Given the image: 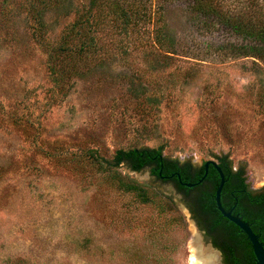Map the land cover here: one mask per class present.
<instances>
[{"label":"rangeland","instance_id":"obj_1","mask_svg":"<svg viewBox=\"0 0 264 264\" xmlns=\"http://www.w3.org/2000/svg\"><path fill=\"white\" fill-rule=\"evenodd\" d=\"M256 2L264 14V0ZM221 4L233 13L251 5L248 0ZM200 18L184 0H175L165 15L178 43L174 53L151 44L150 32L142 31L145 37L136 48L128 47L125 58L117 57L120 49L112 46V58L102 66H85L81 76L68 82L65 96L47 76L41 47L29 43L19 51L4 36L0 264H196V243L203 253L213 254L214 264H224L203 242L183 192L173 183L160 182L146 169L133 171L125 164L116 168L124 181L146 186L168 202L173 212L163 215L154 204H139L133 193L117 188L114 180H107L111 174L95 167L74 171L64 159L36 148L54 153L91 148L111 158L118 148L162 147L164 156L195 165L227 155L234 170L243 169L247 185L260 190L264 62L231 52L217 54L240 38L223 27L210 28ZM17 22L25 32V21L18 17ZM137 74L149 83L152 95H163L151 114L128 96L127 81ZM14 110L33 116V126L15 124L3 114ZM175 216L179 221H171Z\"/></svg>","mask_w":264,"mask_h":264},{"label":"trees","instance_id":"obj_2","mask_svg":"<svg viewBox=\"0 0 264 264\" xmlns=\"http://www.w3.org/2000/svg\"><path fill=\"white\" fill-rule=\"evenodd\" d=\"M174 1L0 0V42L8 35L7 43L19 48V51L27 49L29 43L41 47L45 54L47 76L57 93L65 96L68 82L72 77L81 76L85 66H94L95 62L102 66L104 60L112 58V46L120 49L117 57L125 58L129 52L128 47L136 48L135 44L139 39L145 37L142 31L150 32L151 44L165 52L174 53L178 43L170 34L165 21L166 11ZM184 1L191 12L202 16L200 20L205 21L206 26L226 28L240 38L236 42H230L228 48L216 52L217 54L223 56L231 52L235 56L264 62V14L259 13L261 9L256 0H248L251 5H247L241 13H233V9L225 10L221 0ZM18 17L26 23L25 32L18 29ZM150 24L151 29L148 28ZM164 66L167 67L168 64L164 63ZM141 79L142 76L137 74L127 81L128 96L139 104L143 112L151 114L157 110L163 95H152L149 83ZM23 102L19 101L17 105H22V109H25ZM3 114L15 124L30 127L35 123L33 116L18 115L15 110ZM225 130L230 132L229 128ZM36 148L43 155L64 159V165L70 164L74 171L95 167L99 173L111 174L107 180H114L117 188L133 193L139 204H154L163 215L173 212L169 203H163L161 196L151 192L146 186L124 181L116 168L125 164L133 171H141L146 166H151V172L156 177H160V173L171 175L177 171L183 182H196L204 174V167L192 174L178 166L176 159L166 160L162 157V147L118 148L111 158H106L91 148L62 150L60 153L45 152L42 147ZM217 158L225 177L222 192L233 191L237 196L238 190L248 186L244 183L243 169L232 170L227 155ZM174 180L177 188L186 193L188 206L194 217L201 226L205 225L213 231L214 243L225 255L231 256L225 261L228 264H257L247 236L217 209L214 196L220 180L218 172L211 168L206 177L193 187L182 186L176 177ZM230 202L229 205L235 204L234 197H231ZM222 205L227 206L224 202ZM233 214L246 221L264 245V186L254 195H238ZM177 220L176 216L171 218V221ZM4 264L25 263L22 260L13 263L6 260Z\"/></svg>","mask_w":264,"mask_h":264},{"label":"flooded vegetation","instance_id":"obj_3","mask_svg":"<svg viewBox=\"0 0 264 264\" xmlns=\"http://www.w3.org/2000/svg\"><path fill=\"white\" fill-rule=\"evenodd\" d=\"M162 157H164L166 160H171L172 158H169V157H166V156H164L163 154H162ZM214 159V158H213ZM216 162H217V164L219 165L220 164V160L218 159V158H215L214 159ZM205 161L206 160H204L200 165H195V164H193L192 162H190V161H184V162H181V161H179V160H177V165L178 166H180L181 168H183V170H188L189 172H191L192 174L193 173H195V171H199V169H201L202 167H204V163H205ZM215 169L211 164L208 166V172H209V170L210 169ZM144 169H146L148 172H149V174L151 175V176H153V177H155L157 180H159L160 182H171V183H173V185L177 188V186H176V183H175V180H174V177H176V179L179 181V179H178V176H177V174H179V176H180V180L182 181V179H181V174L180 173H178L177 171L176 172H173V173H171V175H167V174H161L160 173V177H156L155 175H153L152 174V172H151V166H146ZM204 170H205V168H204ZM216 170V169H215ZM232 170H234L233 169V167H232ZM207 172V173H208ZM180 183V182H179ZM244 183L245 184H247L246 183V180H244ZM178 189V188H177ZM237 191V190H236ZM259 192V190H255V191H253L249 186H247L246 188H244V189H241V190H238V195H240V194H242V193H250L251 195H254V194H256V193H258ZM184 194V198H183V200H184V204H185V207L187 208V211H188V213H189V215H190V218L194 221V223H195V225L197 226V228H198V230H199V232H200V234H201V236H202V239H203V242H207L208 244H211V246L215 249V250H217V251H219V253H220V258H221V261L224 263V264H228L226 261H225V259L227 258V257H231L230 255L228 256L227 254L225 255L224 254V251L218 246V245H216L215 243H214V239H213V231H211L207 226H205L204 225V227L203 226H201L200 225V223H199V221L194 217L195 215L190 211V208H189V206H188V198H187V195H186V193L184 192L183 193ZM238 195L237 196H235V193L233 192V191H229V192H222L221 191V203L223 204V202L224 203H226L227 204V206H225L224 208L226 209V210H230V209H232V213L234 212V210H235V207H236V203L238 202ZM215 197V196H214ZM231 197H234V200H235V204H233V205H229L231 202ZM203 225V224H202ZM259 238V237H258ZM263 247H264V245H263Z\"/></svg>","mask_w":264,"mask_h":264},{"label":"water","instance_id":"obj_4","mask_svg":"<svg viewBox=\"0 0 264 264\" xmlns=\"http://www.w3.org/2000/svg\"><path fill=\"white\" fill-rule=\"evenodd\" d=\"M210 164L216 169V171L219 174V178H220L218 186L215 190V203H216L217 209L222 214V216H224L226 219L231 221L233 224H235L237 227H239V229L241 231L244 232V234L247 236L248 240L251 243L252 250H253V253L255 255L256 263L257 264H264V247H263L262 242L259 240L258 235L252 230V228L250 227V225L246 221H244L238 215L233 214L232 209L226 210L221 203V191H222L224 183H225V177H224V174H223L220 166L217 164V162L214 159H207L205 161V163H204V168H205L204 174L196 182H183L180 180L179 174H177L180 184L182 186H185V187H193V186L199 184L206 177L207 172H208V166ZM208 247L211 250L218 253L217 254L218 256H215L218 259V257L220 256L219 251L215 250L211 246V244H209Z\"/></svg>","mask_w":264,"mask_h":264},{"label":"bare ground","instance_id":"obj_5","mask_svg":"<svg viewBox=\"0 0 264 264\" xmlns=\"http://www.w3.org/2000/svg\"><path fill=\"white\" fill-rule=\"evenodd\" d=\"M195 237V236H194ZM197 238V237H196ZM195 238V239H196ZM194 242H196V240L194 241ZM195 246V247H194ZM194 249H195V252H194V250H193V254H192V259H193V261L196 263V264H214L213 263V258H212V255L213 254H211V256H208V255H210V254H205V253H203V250H201V247H200V245L199 244H194ZM195 257H197V259L195 258Z\"/></svg>","mask_w":264,"mask_h":264}]
</instances>
